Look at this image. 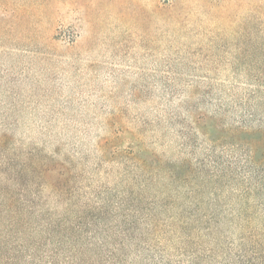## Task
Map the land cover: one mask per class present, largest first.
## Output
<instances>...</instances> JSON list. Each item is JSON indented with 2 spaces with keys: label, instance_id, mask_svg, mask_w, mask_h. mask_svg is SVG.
Here are the masks:
<instances>
[{
  "label": "rangeland",
  "instance_id": "obj_1",
  "mask_svg": "<svg viewBox=\"0 0 264 264\" xmlns=\"http://www.w3.org/2000/svg\"><path fill=\"white\" fill-rule=\"evenodd\" d=\"M0 264H264V0H0Z\"/></svg>",
  "mask_w": 264,
  "mask_h": 264
},
{
  "label": "trees",
  "instance_id": "obj_2",
  "mask_svg": "<svg viewBox=\"0 0 264 264\" xmlns=\"http://www.w3.org/2000/svg\"><path fill=\"white\" fill-rule=\"evenodd\" d=\"M80 218L81 217H76L72 221L61 220L60 223L62 224V226L60 227L59 225H57L56 228L53 227V224L48 223L50 230L48 229L45 230L41 222L42 244L44 248V253H45V248L48 245L47 237L48 240L49 238H51V242L53 246H55V248L57 247V245L61 247L62 245L66 244L68 240L69 241L73 240V243L84 241L83 243L78 245V248L76 249L83 252V250L85 251L92 250L94 246L102 245L105 241H108L107 240L108 238L113 242H117L118 236L115 235L116 232L121 233L119 237H121L122 240L121 244H122L123 242L128 240V237H132L131 233L136 232L138 230L141 233V231L143 232L145 231L143 230V228L144 229L147 228V226H143V224L146 223V220L142 221L141 218H134L133 216H131L129 220L125 221L127 217L125 215H121V218L119 217L113 221L112 219H104L99 215L93 214L90 215L89 217L90 222L87 223L82 220L78 221V219ZM115 224H116V228H114ZM68 230L70 231L69 233H71V235L69 237H66V234H68L66 233V231ZM53 231L56 232L53 234L52 237H50ZM106 233H112V236L106 238V236L108 235ZM72 236H75L74 239L72 238ZM134 238L135 237H132V239ZM70 248L73 250L74 245H72V247ZM78 258L83 259L82 257H78Z\"/></svg>",
  "mask_w": 264,
  "mask_h": 264
}]
</instances>
